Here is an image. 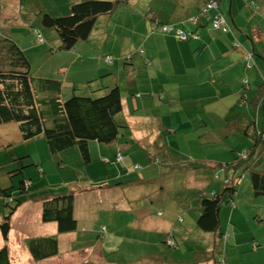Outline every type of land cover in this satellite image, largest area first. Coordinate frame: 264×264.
I'll return each instance as SVG.
<instances>
[{
	"label": "crops",
	"instance_id": "obj_1",
	"mask_svg": "<svg viewBox=\"0 0 264 264\" xmlns=\"http://www.w3.org/2000/svg\"><path fill=\"white\" fill-rule=\"evenodd\" d=\"M81 1L83 0H0V40L8 38L17 42L28 57L29 53L35 52L50 59L51 54L57 53V50L52 48V53L49 54L46 50L44 34L51 35V32L42 25V15L65 16L73 4ZM111 1H119L117 8L98 21L104 20L102 29L108 34L111 32L115 39L122 38L120 45L133 57L128 64L130 69H123L121 57L116 58L117 61L115 59L108 71L105 70V61L96 62L97 69L90 68L87 71L86 81L68 83L71 90L66 92L61 81V100L67 101L75 95L104 96L112 86L118 84L122 87L124 109L121 119L128 122L131 130H127L111 145L104 146L95 142L89 146L91 165L100 163L101 166V173L97 174L99 179L95 183L97 186L89 187L94 188L92 193L96 194V200L113 195L112 201L108 200V204L105 202V206L98 201L91 203L88 195L82 197L88 193L87 190H76L75 218L78 229L64 235H59L56 223H43L41 203L24 202L13 221L23 209L33 207L38 215L35 216V227L31 231L35 234L32 238L56 237L59 241V256L56 258L36 262L26 246L28 256L36 264H56L60 260L64 261L63 264H164L163 257L165 258L169 249L165 241H169L171 237L168 236L173 235L177 241H197L195 251L192 249L185 253L192 254L193 259L175 262V249L172 258H169L175 264H244L247 258L253 262L246 264H264V212L258 211L255 217L260 232L252 234L253 247L250 241L243 239V234L249 232L250 216L246 217L249 224H245L238 214L240 210H247L249 204H259L264 208V195H255L253 192L250 173L244 180L247 185L245 193L249 194L244 201L246 205L241 204V209L233 211L227 220L225 216L223 218V232L229 234L224 243L219 236L199 233L195 227L202 212L197 193L200 189L212 192L220 188L218 183L213 182L211 171L200 167L215 166L223 162L217 159L207 160L208 158L185 160L180 151L183 135L188 136L190 138L186 139H191V143H198L201 147L220 146L216 150L228 148L229 161L224 162L227 163L240 151L243 139L250 143L245 149L248 151L256 145L252 137L254 132H264V0H222L221 12L231 29L227 33L214 30L209 24L194 26L186 22L197 14L204 0ZM252 1L258 4V10L249 7ZM118 11L124 15V25L120 28L112 16ZM157 21L163 24H183L185 30L197 33L198 40L183 42L172 34H165L159 29ZM96 27L93 35L100 30ZM117 31L120 32L118 35ZM93 35L87 42L79 43L75 50L91 60L90 63L95 62L93 57L98 56L97 49L101 47ZM40 38L42 42L38 41ZM103 39L102 46L106 47L109 40L106 37ZM234 41H238L241 47L235 48ZM56 43L61 45L59 39ZM246 51L255 52V67L251 70H247ZM69 53L74 56L72 51ZM87 62L85 60L83 64ZM71 68L70 65H62L58 72L67 74ZM108 72L110 76L106 80L105 74ZM54 76L59 77L56 73ZM162 92L165 94V101L159 100L158 94ZM160 122H166L165 127H170L175 133L168 140L171 146L166 142L164 125ZM211 124L217 127L212 128ZM231 139L235 141L234 144ZM168 147H172L173 152ZM118 148L126 154V166H123L125 173L133 174L130 176L132 181L126 183L130 184V189L124 188L121 191L120 188L125 184L119 183V180L116 181L119 189L104 185V180L110 175L115 179L116 170L106 165L114 163ZM256 151L259 155L253 160V170L264 175V144H258ZM75 153L78 155V152ZM63 155L60 157L63 158ZM156 159H159V163L155 162ZM188 162L194 165L188 168L179 166ZM135 165L145 168V173L131 171ZM104 168L107 170L104 171ZM119 174L121 175L120 171ZM135 176L137 177L134 178ZM74 188V184H70L67 191L75 190ZM78 198L81 200L78 201ZM133 203L136 204L134 209ZM31 204L34 205L30 206ZM79 206L92 212L91 225L80 218ZM102 211L112 213L110 217H103L106 218L105 221L109 219L106 223L99 219ZM228 211L227 209L225 213ZM120 231L124 232V238L127 233L130 236L127 240L131 242L158 240L159 244L162 239L168 249L155 252L145 259H138L137 262L133 259L132 263H127L125 259H121L117 263H111L105 257L104 246L111 244L113 253L119 255ZM202 248L206 252L197 251ZM223 252L225 260L222 262Z\"/></svg>",
	"mask_w": 264,
	"mask_h": 264
},
{
	"label": "trees",
	"instance_id": "obj_2",
	"mask_svg": "<svg viewBox=\"0 0 264 264\" xmlns=\"http://www.w3.org/2000/svg\"><path fill=\"white\" fill-rule=\"evenodd\" d=\"M221 1L204 0L197 14L186 22L194 26L209 24L215 30V20L219 17L225 20L220 8ZM118 4L119 1L111 0H83L73 4L70 12L65 16L52 17L49 14H43L42 25L56 30L61 43L60 50L74 51L79 43H85L92 37L99 18L112 14ZM249 7L252 10L259 8L254 1L249 3ZM157 23L159 29L165 34H172L183 42L198 40L197 33L185 30L183 24H163L159 21ZM163 28L168 30L164 31ZM220 30L224 33L230 32L229 23L226 22V26ZM181 32L185 35L184 39L180 37ZM233 45L235 48L241 47L238 41H234ZM245 53L247 70H251L255 67V52L246 51ZM132 58L131 56L122 58L121 64L124 65L125 71L130 69L128 64L132 62ZM115 59L111 56L105 57L104 61L110 67L109 69L114 65ZM108 76H110L109 72L105 74V79ZM62 86L63 84L59 80L35 78L32 73L31 61L17 42L8 38L0 40V126L16 123L20 135L25 141L44 137L53 159L59 158L67 151L77 150L81 161L86 165H91L92 154L89 148L91 143L96 142L108 146L117 141L127 130H131L128 122H123L121 119L124 109L122 87L118 84L114 85L104 96L82 97L75 95L71 99L63 101L61 100ZM158 97L160 101L166 100L163 92L159 93ZM160 123L164 125L162 127L165 130V139L166 142H169L168 140L175 133L170 127H165L166 122ZM252 137L254 145L256 144L255 147L253 146L254 148L243 151L241 154L236 152L232 161L219 163L215 166L200 167L211 171L213 182L218 183L220 188L214 189L212 192L200 189L197 193L202 210L195 225L199 233L214 234L222 238L224 243L227 242L229 234L223 232V218L229 214L230 209L236 208L240 198L241 185L248 173H250L255 195H264V175L253 170V160L259 155L256 146L264 144V132L256 130ZM168 145L171 146V143L169 142ZM168 148L170 152H173L172 147ZM125 155L121 148L117 149L114 162L119 167L126 166ZM59 162L60 160L57 161L60 168L65 169L63 167L65 161ZM155 162L159 163V159H156ZM211 167L213 170H210ZM133 169L140 173L144 168L135 165ZM5 178L10 179L13 187L12 176L6 174ZM1 182L2 180H0V199L4 204V210L8 209L9 212L5 214L3 211L0 219V237L4 241L3 247L0 248V264H13L14 262L7 243L13 217L24 202L41 203L43 223H56L59 235L77 231L75 202L78 191L70 190L66 193L55 194L47 187L46 190L37 189L36 192L29 194L33 183L30 179L24 178L17 195L14 196L12 187L10 188L9 184L8 187L3 186ZM25 195L28 196L27 200L19 199ZM227 209L229 211L225 213ZM168 237L171 238L169 241L166 239L167 245L170 242L171 244L168 245V254L165 256L164 264H175L169 258H172V254L181 240H175L173 235ZM186 241L191 242L192 240L183 242ZM190 246L195 251V242ZM27 247L36 262L59 256V241L56 237L31 238L27 241ZM254 249H256L255 245ZM197 251L206 252L203 248ZM224 254L223 252L222 257Z\"/></svg>",
	"mask_w": 264,
	"mask_h": 264
},
{
	"label": "rangeland",
	"instance_id": "obj_3",
	"mask_svg": "<svg viewBox=\"0 0 264 264\" xmlns=\"http://www.w3.org/2000/svg\"><path fill=\"white\" fill-rule=\"evenodd\" d=\"M224 4V3H223ZM121 11H118L117 13L113 14V20L116 21L118 24V28L120 26L124 25V15H121ZM102 24H104V20L100 19L97 23L96 29H100L98 33H95L94 39L98 41V45L101 47H98L97 52L98 56H94L93 60L95 62L90 63L91 60L86 59V57L83 54H80V52H76L75 50L72 51L74 54L71 55V53L60 50V46L57 45L56 41L59 39L57 32L53 28H49L48 32H51V35L44 34V38L46 40L47 45L46 50L49 53L50 50L55 49L57 50V53H52L50 56V59L45 58V56L40 54H35V52L29 53V59L31 61L32 65V73L35 78H45V79H55L59 81H63L64 86L66 87V92L71 90V87L68 85L70 81H78V83L86 81L87 78V71L90 68L97 69L96 62L102 61L104 62V59L106 56L115 57V58H126L132 56V54H129L126 51V48H123L121 44L122 38L115 39V36L109 32V34L106 32L105 29H102ZM120 32L117 31L116 35H118ZM99 34V35H98ZM107 35H109L107 37ZM108 41L107 46L103 47V42L105 38ZM39 51V50H38ZM36 51V52H38ZM87 60V64H83ZM123 61V60H122ZM62 63V64H61ZM105 64V63H104ZM57 65V66H56ZM62 65H70L72 68L70 70V73L67 74H61L59 71L60 66ZM124 68V65H122ZM105 70H109V66L105 64ZM56 73L57 76H54ZM48 76H52L53 78H48ZM91 82H89L90 84ZM81 88V87H80ZM82 89V88H81ZM210 127L216 128L214 124H211ZM191 133V131H190ZM188 133V134H190ZM186 134V135H188ZM240 137V135H237ZM190 137H182V141L180 142L181 149L183 156L187 160L188 158H208L207 160L211 159H217L219 162H226L229 161L228 157L230 156V150L228 148L222 149V150H216L217 147H201L199 145L193 144L190 142L191 139H186ZM189 140V141H187ZM231 143H235L233 139H231ZM250 145L248 140H242L239 146L238 153H242L245 151L246 148H248ZM104 148V147H103ZM77 150L74 151H68L67 153H64L63 158H57L53 159L50 156V151L47 145V141L44 137H39L36 139H32L29 141H25L22 136L20 135L19 127L16 123H11L8 125L0 126V180H2V185L11 188V181L10 179H6L5 175L12 176V180L14 183V186L12 187L13 195L16 196L18 189L21 186V182L23 179L27 178L30 179L33 183L31 188V192L29 194H32L33 192H36L37 189L46 190L45 188L51 189L50 191L52 193H66L69 187V185L74 184L75 190H81L85 189L88 191V193L83 194V196L88 195L90 197L91 203H96V201L101 202L102 206L106 204L108 200L110 202L112 201V196L110 195L106 198L100 197L98 200H96L97 196H95V193H92L91 187H96L97 184L96 180L99 179L98 173H101V166L98 164L94 165H85L83 161H81V157L75 153ZM65 161V164L63 163V167L65 169L60 168L57 161ZM194 165L192 162L185 163L183 165L179 166H185L188 168L189 166ZM108 168H111L116 170V175L113 178L112 175H110L106 180H104V185L115 187L119 183H124L121 188L120 186H116L117 189L120 188L121 190L130 189V183L132 181V178L130 176H133V174L125 173V170L123 166H120L117 168V164L114 162L110 165H106ZM121 172V175L119 174V171ZM104 171L107 169L104 168ZM145 168L143 169L144 172ZM111 171V170H109ZM133 171V170H131ZM125 173V174H124ZM141 173V172H140ZM145 173V172H144ZM135 176L134 178H136ZM117 179V180H116ZM109 180V181H107ZM119 180V183L117 184L116 181ZM76 181V184L75 182ZM77 182H80L78 184ZM174 185V181L172 180V187ZM246 182L242 183L241 185V192H240V198L237 202V206L234 209H230L229 214L226 217V220L232 216L233 211L240 210L241 204L242 206L246 205L244 201L248 198L249 194L245 193L246 188ZM125 188V189H124ZM73 189V188H71ZM128 192L126 193V195ZM115 196V195H114ZM20 200L25 201L28 199V196H21L19 197ZM78 201L81 200L80 198L77 199ZM126 201V200H124ZM242 201V202H241ZM261 202V201H260ZM251 203V202H250ZM108 204V202H107ZM106 204V205H107ZM158 204V202H156ZM34 204H31L30 206H33ZM105 206V205H104ZM123 206V205H122ZM136 204L133 203L132 207L133 209ZM100 207V206H99ZM124 208V206H123ZM231 208V207H230ZM102 210V207H101ZM238 210V211H239ZM244 212H241V210L238 212V214L242 217L243 222H247V216H250V224H249V232L248 234H243V239L250 241H253L254 236L252 234L260 232L258 221L255 219L258 211L264 212L263 206H259V204L254 205H248L247 210L244 209ZM5 211V214H7L9 211L4 210V204L0 199V219L2 217V213ZM23 212L20 213L16 218H14V221H12V231L11 235L9 236V240L7 245L10 248L11 255L14 259L13 264H36L34 263L30 256L27 254V241L34 237L35 234H33L31 231L33 229V226L35 227V216L38 215V211L35 210L33 207H26L22 210ZM100 211V210H99ZM248 211L250 213H248ZM78 214L80 218H82L84 223H88L89 225L92 224V217L93 214L91 211L88 210L86 207L79 206L78 208ZM112 213L104 212L100 213L99 219L106 223L109 219L105 221L103 217L111 216ZM263 217V216H262ZM80 221V220H79ZM100 221V222H101ZM81 224V221H80ZM244 224V225H245ZM247 228V227H246ZM124 230V229H123ZM123 231L118 232V240H119V251L120 254H114L113 253V247L111 244L104 246L105 250V257H107L108 261L111 263H117L118 260L125 259L127 263H132V260L134 259L136 262L138 259H145L146 256H150L155 252L158 251H164L167 250V242L163 244L162 239L160 240V243L158 244V240L155 241H147V240H140L131 242L130 240H127L130 238V236L126 233V236L124 238ZM3 240L0 237V248L3 247ZM193 242H196L195 240L190 241H179V248H177V251L173 254V260L175 262L180 261H186V259H193L192 254H185L189 251H192V244ZM138 243V244H137ZM168 245H170L168 243ZM251 247H253V244L251 243ZM117 256V257H114ZM63 259V258H62ZM165 258H163V262ZM223 260H225V255ZM247 261L244 264L248 262H253V260L246 259ZM59 263H64L63 260L58 261ZM56 264H59V263ZM134 262V263H136ZM225 262V261H224ZM149 264V263H146ZM224 264V263H222Z\"/></svg>",
	"mask_w": 264,
	"mask_h": 264
},
{
	"label": "built area",
	"instance_id": "obj_4",
	"mask_svg": "<svg viewBox=\"0 0 264 264\" xmlns=\"http://www.w3.org/2000/svg\"><path fill=\"white\" fill-rule=\"evenodd\" d=\"M226 26V22H225V20L223 19V18H217V20H215V22H214V28L215 29H220V28H222V27H225ZM164 29V31H167L168 29L167 28H163ZM225 30H227L226 28H225ZM180 37H181V39H184L185 38V35H184V33H180ZM40 40H42L41 38H40ZM251 57V56H250Z\"/></svg>",
	"mask_w": 264,
	"mask_h": 264
}]
</instances>
